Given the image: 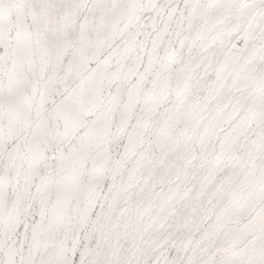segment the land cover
<instances>
[{
	"label": "snow or ice",
	"instance_id": "snow-or-ice-1",
	"mask_svg": "<svg viewBox=\"0 0 264 264\" xmlns=\"http://www.w3.org/2000/svg\"><path fill=\"white\" fill-rule=\"evenodd\" d=\"M0 264H264V0H0Z\"/></svg>",
	"mask_w": 264,
	"mask_h": 264
}]
</instances>
